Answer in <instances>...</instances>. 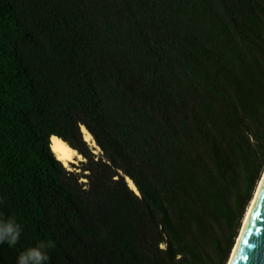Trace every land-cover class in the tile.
I'll use <instances>...</instances> for the list:
<instances>
[{
    "label": "trees",
    "instance_id": "16d2710c",
    "mask_svg": "<svg viewBox=\"0 0 264 264\" xmlns=\"http://www.w3.org/2000/svg\"><path fill=\"white\" fill-rule=\"evenodd\" d=\"M263 172L264 0H0V264H227Z\"/></svg>",
    "mask_w": 264,
    "mask_h": 264
},
{
    "label": "water",
    "instance_id": "95a60500",
    "mask_svg": "<svg viewBox=\"0 0 264 264\" xmlns=\"http://www.w3.org/2000/svg\"><path fill=\"white\" fill-rule=\"evenodd\" d=\"M228 264H264V176Z\"/></svg>",
    "mask_w": 264,
    "mask_h": 264
},
{
    "label": "clouds",
    "instance_id": "9594fccd",
    "mask_svg": "<svg viewBox=\"0 0 264 264\" xmlns=\"http://www.w3.org/2000/svg\"><path fill=\"white\" fill-rule=\"evenodd\" d=\"M23 232V225L15 216L0 214V244L14 247ZM56 244L52 240H40L34 246L21 251L17 257L16 264H48L50 261L49 251Z\"/></svg>",
    "mask_w": 264,
    "mask_h": 264
},
{
    "label": "bare ground",
    "instance_id": "6f19581e",
    "mask_svg": "<svg viewBox=\"0 0 264 264\" xmlns=\"http://www.w3.org/2000/svg\"><path fill=\"white\" fill-rule=\"evenodd\" d=\"M82 132H83V135H84V140L89 144L91 145L92 147H95V142L93 141V137L88 133V131L83 127L82 128ZM50 148L52 150V152L56 155L57 159L63 163V165L65 167H67L69 165V163H75L77 162V160H84L83 157L81 155L78 154L77 151L71 149L64 141H62L61 139L57 138V137H52L51 139V142H50ZM98 148V147H97ZM263 176H264V172L261 176V179L259 180L258 184H257V187L255 189V192H254V195H253V198L247 208V211L245 213V216H244V219H243V223H242V226H241V229L244 225V222L246 220V217L249 213V210L251 208V205L254 201V198L256 196V193L258 191V188L261 184V181L263 179ZM128 183H129V186L132 190L136 191L137 192V189L136 187L134 186L133 182L131 180L128 179ZM241 229H240V232H241ZM239 232V234H240ZM239 237V235H238ZM238 239V238H237ZM237 241V240H236ZM236 244V243H235ZM235 246V245H234ZM234 249V247H233ZM233 251V250H232ZM232 253V252H231ZM231 256V255H230ZM229 261V260H228ZM228 264V263H227Z\"/></svg>",
    "mask_w": 264,
    "mask_h": 264
},
{
    "label": "rangeland",
    "instance_id": "374dc122",
    "mask_svg": "<svg viewBox=\"0 0 264 264\" xmlns=\"http://www.w3.org/2000/svg\"><path fill=\"white\" fill-rule=\"evenodd\" d=\"M90 146V148H92V149H94L95 151V154H100V150H99V148H95V147H92L91 145H89ZM84 160H77V162H75V163H69V165L67 166V168L69 169V170H72V168H71V165H76V166H79V165H81L80 163L81 162H83ZM83 182H85V180H83Z\"/></svg>",
    "mask_w": 264,
    "mask_h": 264
}]
</instances>
